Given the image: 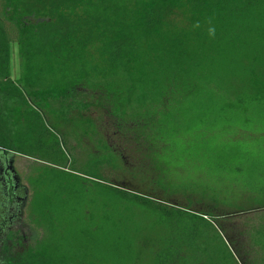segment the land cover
Instances as JSON below:
<instances>
[{"label":"trees","instance_id":"obj_1","mask_svg":"<svg viewBox=\"0 0 264 264\" xmlns=\"http://www.w3.org/2000/svg\"><path fill=\"white\" fill-rule=\"evenodd\" d=\"M246 39L264 53V0H0V148L32 157L17 142L23 120L30 145L53 159L29 179L31 221L44 239L5 264H130L122 220L132 207L165 233L153 264H264V63L243 74L230 66ZM223 44V70L204 73ZM84 86L118 91L116 128L141 146L158 189L237 211L246 246L226 238L232 214L196 213L110 185L101 174L114 166L110 156L81 172L70 167L66 141L48 123L41 128L39 112L92 130L86 115L95 104L79 97Z\"/></svg>","mask_w":264,"mask_h":264},{"label":"rangeland","instance_id":"obj_2","mask_svg":"<svg viewBox=\"0 0 264 264\" xmlns=\"http://www.w3.org/2000/svg\"><path fill=\"white\" fill-rule=\"evenodd\" d=\"M182 20L183 19L176 18L175 23L182 28H187ZM248 39L242 43V47L246 50H244V52L242 51L241 55L236 56V59L230 62L232 70L235 69L241 72V74H243L251 64L257 65L258 63L256 60H260L261 63H264V53L259 47L260 42H256L255 39ZM211 40H213L212 36H210V41ZM224 50H229V47L227 48V46L223 44L221 49H216L211 52L209 60H212L215 65H209L208 63L210 61L203 64L207 66L203 68L204 73L208 74V71L214 69L220 70L222 67L221 61L222 58H224ZM11 55V78L18 82L22 75V67L18 45L16 43L12 44ZM262 66V68H264V64ZM222 70L223 69L220 71ZM189 83L191 86L198 87L194 79L190 80ZM91 90L92 91L88 90V88L84 86V91L81 90L79 95L80 98H86L95 104V107L86 115V117L93 122V129L90 131L85 132L86 128L82 122H76L70 125L57 120L53 116L49 115L47 117L39 112L43 118V123H40L41 128L43 129L44 124L47 125L48 123V128L52 132H54L53 127H55L56 132L59 133L61 145L63 140L66 141L68 147L67 152H69L68 154L70 157L68 162L70 167L77 172H81L85 170L93 160L110 156L115 161L114 166L105 164L101 169V174L107 179L110 185L142 196L154 198L176 207H190V209L196 213L211 212L215 215L232 214L234 216L228 217L227 220L230 218L229 221L224 224L228 232L226 238L229 242H234L236 247H245V242L239 237L240 228L235 216L237 211L225 208L216 210L213 206L200 201L199 198L190 197L187 199V195H182L180 193L176 196H169L156 187L155 180L157 177L141 146L133 140L130 132L123 130V133H120L116 128L117 121L113 115L114 112L116 113V110H114L113 107H119L118 98L115 97L118 91L109 92L104 90V88L98 90H93L91 88ZM133 116V111H127L126 117L128 119ZM126 122L129 121L126 120ZM16 125L18 128L15 129V132L18 134L20 133V136H17L19 149L24 150L25 153L35 158L16 156L15 169L21 177L23 185L30 191L29 203L21 218L19 229L8 231L10 234L6 231L7 234L3 233L0 236V264H5L6 257L14 256L18 258L26 250L36 248L45 236L44 231L36 228L31 221L34 218L30 206L33 190L29 179L35 178V175H37L35 171L37 167L36 164L48 165L50 164L49 162H53V159L49 156V152L43 154L42 151L37 148V145H30L33 135L24 132L23 128L25 123H23V120H16ZM31 146L33 147L31 148ZM124 214V220L122 221H124L132 236L135 251L133 261H131L130 264H153V254L164 247V231L156 225L155 217L148 211L132 207L124 210Z\"/></svg>","mask_w":264,"mask_h":264},{"label":"flooded vegetation","instance_id":"obj_3","mask_svg":"<svg viewBox=\"0 0 264 264\" xmlns=\"http://www.w3.org/2000/svg\"><path fill=\"white\" fill-rule=\"evenodd\" d=\"M16 158L0 151V236L6 231L19 229L29 203L30 191L15 169Z\"/></svg>","mask_w":264,"mask_h":264},{"label":"water","instance_id":"obj_4","mask_svg":"<svg viewBox=\"0 0 264 264\" xmlns=\"http://www.w3.org/2000/svg\"><path fill=\"white\" fill-rule=\"evenodd\" d=\"M0 151H3V152H8V153H10V154H12L13 156H19L17 153H14V152H11V151H7V150H5V149H2V148H0Z\"/></svg>","mask_w":264,"mask_h":264}]
</instances>
